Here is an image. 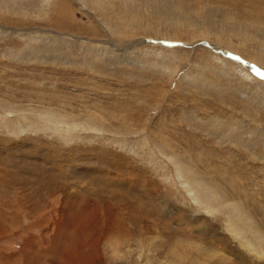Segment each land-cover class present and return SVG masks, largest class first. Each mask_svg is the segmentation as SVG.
Instances as JSON below:
<instances>
[{
  "label": "rangeland",
  "instance_id": "rangeland-1",
  "mask_svg": "<svg viewBox=\"0 0 264 264\" xmlns=\"http://www.w3.org/2000/svg\"><path fill=\"white\" fill-rule=\"evenodd\" d=\"M250 65L264 0H0V264H264Z\"/></svg>",
  "mask_w": 264,
  "mask_h": 264
},
{
  "label": "water",
  "instance_id": "water-1",
  "mask_svg": "<svg viewBox=\"0 0 264 264\" xmlns=\"http://www.w3.org/2000/svg\"><path fill=\"white\" fill-rule=\"evenodd\" d=\"M251 66V65H250ZM252 69H254V71L260 75L261 77H263L264 73L262 71H260L256 66H251Z\"/></svg>",
  "mask_w": 264,
  "mask_h": 264
},
{
  "label": "bare ground",
  "instance_id": "bare-ground-1",
  "mask_svg": "<svg viewBox=\"0 0 264 264\" xmlns=\"http://www.w3.org/2000/svg\"><path fill=\"white\" fill-rule=\"evenodd\" d=\"M61 10H63V9H61ZM61 21V20H60ZM59 35V34H58ZM114 50V49H113ZM122 113H123V111H122ZM118 116V115H117ZM124 120V119H123ZM244 149V148H243ZM222 189V188H221ZM196 194V193H195ZM239 196V195H238ZM241 197V196H240ZM218 198V197H217ZM221 202V201H220ZM232 202V201H231Z\"/></svg>",
  "mask_w": 264,
  "mask_h": 264
}]
</instances>
